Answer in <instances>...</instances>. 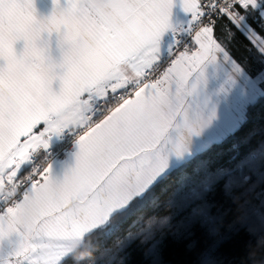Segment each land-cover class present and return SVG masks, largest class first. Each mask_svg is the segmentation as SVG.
Here are the masks:
<instances>
[{
    "label": "snow or ice",
    "instance_id": "obj_1",
    "mask_svg": "<svg viewBox=\"0 0 264 264\" xmlns=\"http://www.w3.org/2000/svg\"><path fill=\"white\" fill-rule=\"evenodd\" d=\"M176 5L182 16L174 15ZM217 16L257 45L259 55L248 56L251 76L216 38ZM257 29L264 34V0H53L41 19L33 0H0V264H64L86 237L110 236L169 188L174 206L191 209L175 238L197 227L217 233L215 195L230 197L255 172L264 183V143L253 148L245 134L264 100V35ZM182 42L163 74L144 82ZM111 100L117 106L92 126L86 113ZM66 112L74 124L60 121ZM81 126L88 130L62 177L48 164L21 179L52 135ZM227 143L232 166L211 155ZM259 196L264 201V191ZM252 215L264 222V213L252 210L230 229L251 231ZM145 255L163 264L159 243ZM202 255L200 264H213Z\"/></svg>",
    "mask_w": 264,
    "mask_h": 264
},
{
    "label": "trees",
    "instance_id": "obj_2",
    "mask_svg": "<svg viewBox=\"0 0 264 264\" xmlns=\"http://www.w3.org/2000/svg\"><path fill=\"white\" fill-rule=\"evenodd\" d=\"M245 66L252 73V63L247 61ZM247 133H251V147L264 143V100H258L253 108ZM229 148L227 143L213 149L211 155L218 163L232 166L235 162H230ZM262 191L260 172H255L230 197L218 193L213 198L216 211L222 217L217 233L197 227L177 239L175 234L182 230L191 209L171 203L174 195L171 188L158 190L156 198L128 218L118 231L110 236L95 232L86 237L64 264H149L145 253L156 243H159L163 264H200L202 254L213 264H264V222L260 216H251V231L229 227L244 212L264 213V201L259 196Z\"/></svg>",
    "mask_w": 264,
    "mask_h": 264
},
{
    "label": "crops",
    "instance_id": "obj_3",
    "mask_svg": "<svg viewBox=\"0 0 264 264\" xmlns=\"http://www.w3.org/2000/svg\"><path fill=\"white\" fill-rule=\"evenodd\" d=\"M59 3H60L61 6H64L65 0H59ZM173 12H174V15H176V16H182V13H181L178 5L174 6ZM241 14H243V12H241ZM214 31H215V36L218 39V41L223 44L225 49L229 51L230 55H233L234 59L240 58V59L244 60V66H245V63L247 61L251 62L248 59V56H249L250 52L251 53H255L256 55L259 54L257 45L254 44L252 42V40L248 38L247 34L241 35L236 30L235 26L228 20V18L226 16L225 17H220L215 22ZM257 33H258V35H263V34L259 33L258 29H257ZM55 38H56V34L54 33L52 38H51L52 42H53V55L57 54L55 52ZM23 46H24V42L22 40L17 41L14 44V50H15L17 55L21 54V52L23 50ZM194 48H195V45H194V41H193L192 42V50H194ZM238 62H239V60H238ZM2 63L3 62L0 61V64H2ZM225 67H227V66H225ZM248 72H249V75L251 76V72L250 71H248ZM158 78L159 77L152 78V79H147L144 82L154 81V80H156ZM252 78H254V77H252ZM53 87L54 88L57 87L56 83H54ZM119 102H122V101H119ZM117 104H118V102L115 103L114 105H112L110 108L116 107ZM108 114H109V111L106 110L105 113L101 117H98L96 119L95 123H99ZM94 124H92V126H94ZM34 131L37 134L40 131H43V124L38 125L37 129H35ZM83 133H81L80 135H82ZM56 136L57 135L54 134V135H52L51 138L55 139ZM79 136L74 141L71 151L66 155V157L63 160L52 161V162L49 163L51 165V170L53 171V173L55 175L62 177V175H63L65 170H67L68 168L74 166V164H75V152L77 151V144L75 142L79 139ZM23 176H24V174L20 173V177L22 178ZM38 180H41L40 174L38 176Z\"/></svg>",
    "mask_w": 264,
    "mask_h": 264
},
{
    "label": "built area",
    "instance_id": "obj_4",
    "mask_svg": "<svg viewBox=\"0 0 264 264\" xmlns=\"http://www.w3.org/2000/svg\"><path fill=\"white\" fill-rule=\"evenodd\" d=\"M220 17L217 16L215 18V22ZM198 30V28H194L192 35H195V31ZM187 46L189 49L192 50V42L193 40L190 37H185ZM185 47V44L182 42L181 45L178 48H173V55L172 56H165L157 66H155L149 73L145 80L157 78L162 75V73L167 69V67L170 65L171 59L175 58V55H178L180 51H183ZM128 93H134V90L132 88L128 89ZM122 94V93H121ZM125 98H128V96L125 94ZM116 100H111L107 105H101L100 109L95 112H89L86 113L87 119L90 122V124H94L96 119L98 117H101L105 111L110 108L112 105L117 103ZM94 109L97 108L96 105L93 106ZM88 129L87 126H81L80 128H74L72 132H69L67 129H65L62 133L56 136L55 139L50 138L49 140V147L45 149H39L36 154H34L33 158V164L27 167H24L21 173L24 174V176L21 178L33 174L35 169H39L41 172L47 165L52 161H60L63 160L66 155L71 151L72 146L76 138L83 132H85ZM39 172L35 173L34 178L38 180Z\"/></svg>",
    "mask_w": 264,
    "mask_h": 264
},
{
    "label": "rangeland",
    "instance_id": "obj_5",
    "mask_svg": "<svg viewBox=\"0 0 264 264\" xmlns=\"http://www.w3.org/2000/svg\"><path fill=\"white\" fill-rule=\"evenodd\" d=\"M33 5L38 19L46 18L53 10V0H33Z\"/></svg>",
    "mask_w": 264,
    "mask_h": 264
},
{
    "label": "clouds",
    "instance_id": "obj_6",
    "mask_svg": "<svg viewBox=\"0 0 264 264\" xmlns=\"http://www.w3.org/2000/svg\"><path fill=\"white\" fill-rule=\"evenodd\" d=\"M59 119L66 126L75 123V120H74V118H73L71 113H67L66 112V113L61 114Z\"/></svg>",
    "mask_w": 264,
    "mask_h": 264
}]
</instances>
